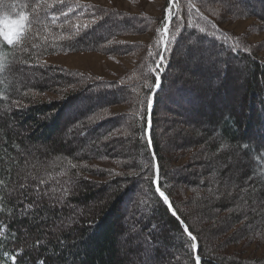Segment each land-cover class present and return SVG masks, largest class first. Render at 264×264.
<instances>
[{"label": "trees", "instance_id": "trees-1", "mask_svg": "<svg viewBox=\"0 0 264 264\" xmlns=\"http://www.w3.org/2000/svg\"><path fill=\"white\" fill-rule=\"evenodd\" d=\"M158 8L0 0V264H264V0Z\"/></svg>", "mask_w": 264, "mask_h": 264}, {"label": "rangeland", "instance_id": "rangeland-1", "mask_svg": "<svg viewBox=\"0 0 264 264\" xmlns=\"http://www.w3.org/2000/svg\"><path fill=\"white\" fill-rule=\"evenodd\" d=\"M95 2L117 5L119 7H125L133 11H137L140 7H144L146 10L157 13L158 7L161 4V0H92ZM4 19L2 22V31H9L11 25H14L16 20ZM11 22V24H10ZM259 20L256 18H246L237 21H230L226 24L227 27L235 29L237 32L246 31L247 26L258 24ZM24 21L22 22L23 29ZM14 31V28H12ZM264 38V31L252 33L249 36L250 41L257 42ZM16 37H14V40ZM138 53H132L129 55H104L97 52H77L71 54H55L45 58V61L51 64L63 65L69 68L82 69L91 73H98L107 75L109 77L117 76L127 69L133 67L138 60ZM264 55V51L262 52ZM50 94H45V98H50ZM251 190V189H250ZM248 191V190H247ZM246 194V193H243ZM246 201V200H245Z\"/></svg>", "mask_w": 264, "mask_h": 264}, {"label": "snow or ice", "instance_id": "snow-or-ice-1", "mask_svg": "<svg viewBox=\"0 0 264 264\" xmlns=\"http://www.w3.org/2000/svg\"><path fill=\"white\" fill-rule=\"evenodd\" d=\"M170 6H171V0H170ZM26 16L21 15L15 22L14 25H11V28L9 31L5 32V31H0V38L3 39V41L6 42L7 45H12L14 44L16 41L14 40V37H18L20 35H22V22L26 19ZM165 23H167V17H165ZM11 24V22H10ZM12 28H14V31L12 30ZM163 55L160 56V61L161 63H163ZM158 87V85H157ZM149 143H151V141L149 140ZM154 156V153H153ZM159 195L161 197H163V199L165 201L168 200V197L164 194V192H159ZM169 207H171V204H169ZM175 214V213H174ZM185 231L186 234L188 235V237L190 238V240L193 242L192 243V249L195 250L197 248V244L195 243L197 238L196 236L193 235V233L191 231H187V226L185 225ZM37 244H39V241H37ZM9 259L13 262V264H15L16 261V256L13 255L11 257H9ZM201 261V257L199 255L195 256V264H200Z\"/></svg>", "mask_w": 264, "mask_h": 264}]
</instances>
